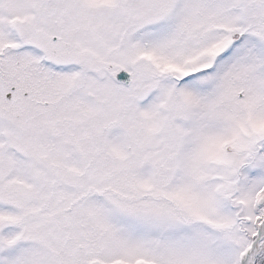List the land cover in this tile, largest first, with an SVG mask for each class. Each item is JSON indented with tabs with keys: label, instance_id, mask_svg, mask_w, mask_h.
Here are the masks:
<instances>
[{
	"label": "snow or ice",
	"instance_id": "6c2138e0",
	"mask_svg": "<svg viewBox=\"0 0 264 264\" xmlns=\"http://www.w3.org/2000/svg\"><path fill=\"white\" fill-rule=\"evenodd\" d=\"M0 264H264V0H0Z\"/></svg>",
	"mask_w": 264,
	"mask_h": 264
}]
</instances>
